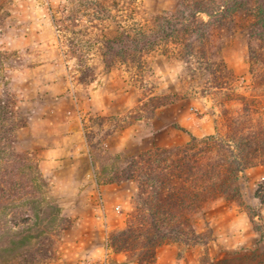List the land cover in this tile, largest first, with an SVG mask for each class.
<instances>
[{
	"label": "trees",
	"instance_id": "1",
	"mask_svg": "<svg viewBox=\"0 0 264 264\" xmlns=\"http://www.w3.org/2000/svg\"><path fill=\"white\" fill-rule=\"evenodd\" d=\"M139 1L67 0L62 5L60 26L69 54L80 66L81 83L95 78L87 57L98 42L106 67L117 60L139 63L148 49L168 39L182 44L185 58L195 52L205 56L213 31L232 30L239 15L248 20L241 30L247 36L254 79L253 93L240 95L242 109L230 115L225 101L232 97L233 71L224 59L213 60L206 68L214 81L211 86L223 93L225 130L190 134L183 144L137 151L122 166L107 167L101 162L98 144L86 135L97 183L135 181L137 207L146 215L143 222L111 231L110 246L139 264H155L157 249L164 243L201 242L192 213L216 196L240 200L242 172L264 164V117L258 102L264 96V0H178L174 10L154 18L152 27L127 28L123 22L136 21ZM202 13L207 20L200 17ZM108 21L120 29L104 38L95 29L104 30ZM8 55L0 51L1 70ZM6 86L0 83V264H38L57 256L61 232L73 220L62 214L61 205L50 194L35 155L18 149L17 130L27 125L28 116L18 105L16 93ZM249 218L256 228L252 213Z\"/></svg>",
	"mask_w": 264,
	"mask_h": 264
},
{
	"label": "rangeland",
	"instance_id": "2",
	"mask_svg": "<svg viewBox=\"0 0 264 264\" xmlns=\"http://www.w3.org/2000/svg\"><path fill=\"white\" fill-rule=\"evenodd\" d=\"M66 1L0 0V51L9 53L3 59L0 83H7L6 87L16 93L18 105L27 112V116L29 108L24 103L23 93L28 87L36 90L53 84V87L65 90L76 105L74 109L82 119L85 136L92 135L91 142L98 144L100 161L107 167L124 165L130 155L140 150L183 144L190 134L204 136L216 130H225L223 108L220 106L223 93L211 86L214 81L210 69L206 68L213 60L224 59L226 66L233 71L229 85L232 97L225 101V108L230 115L241 111L243 102L240 95L249 96L253 93L249 44L241 30L248 20L241 15L236 17L232 30L213 31L208 39L205 56L195 52L185 58L182 44L168 39L148 49L139 63L117 60L112 66L106 67L98 42L89 50L87 57V64L93 68L95 78L81 83L78 79L80 66L77 59L69 54L66 36L59 21L61 7ZM177 2L140 0L136 21L128 20L123 25L127 28L136 25L152 27L154 18L160 13L174 10ZM200 17L208 19L204 13ZM119 29L115 22L108 21L104 30H95L101 37L107 38L116 35ZM83 89H101L104 95L115 92L116 100L125 111L111 115L85 113L79 106V100L84 98ZM258 100L264 117V96ZM122 131L133 138L126 141L124 150H111L107 139ZM86 140L89 146L87 137ZM17 147L21 149L18 142ZM245 170L239 179L240 200L216 196L192 213L196 231L201 234V242L164 243L157 249L155 264H264V177H254V174H246ZM122 181L134 182L137 192L135 181ZM49 190L53 195L50 183ZM136 192L134 211L122 228L145 221V213L137 207ZM247 205L251 207L249 211ZM250 213L256 228L250 221ZM111 231L107 232L104 245L110 246ZM114 252L112 249V254ZM123 253L126 255L125 261L139 264ZM57 257L58 246L57 256L45 262L54 261ZM112 258L113 255L110 264Z\"/></svg>",
	"mask_w": 264,
	"mask_h": 264
},
{
	"label": "crops",
	"instance_id": "3",
	"mask_svg": "<svg viewBox=\"0 0 264 264\" xmlns=\"http://www.w3.org/2000/svg\"><path fill=\"white\" fill-rule=\"evenodd\" d=\"M53 86L36 90L28 87L23 93L29 115L27 125L18 130V145L35 153L62 214L73 220V225L62 231L56 260L42 264H80L100 257L107 232L125 225L135 208L136 186L132 181L97 183L82 119L74 109L76 105L65 90ZM83 97L79 106L90 115L125 111L115 92L104 95L101 89H83ZM131 138L122 131L108 138L107 143L118 152L125 149ZM245 173L264 177V164L247 168ZM112 255V264H131L125 261L123 252Z\"/></svg>",
	"mask_w": 264,
	"mask_h": 264
},
{
	"label": "built area",
	"instance_id": "4",
	"mask_svg": "<svg viewBox=\"0 0 264 264\" xmlns=\"http://www.w3.org/2000/svg\"><path fill=\"white\" fill-rule=\"evenodd\" d=\"M112 256L111 247L106 244L104 245L103 254L100 257L87 259L82 261L80 264H110V257Z\"/></svg>",
	"mask_w": 264,
	"mask_h": 264
}]
</instances>
